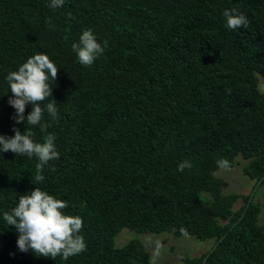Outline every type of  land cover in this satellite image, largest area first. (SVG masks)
<instances>
[{
    "label": "trees",
    "instance_id": "obj_1",
    "mask_svg": "<svg viewBox=\"0 0 264 264\" xmlns=\"http://www.w3.org/2000/svg\"><path fill=\"white\" fill-rule=\"evenodd\" d=\"M50 2L0 0V135L27 126L36 142L53 134L59 152L35 185L36 157L0 153V264H150L138 238L115 246L123 228L177 236L184 228L217 243L181 264L206 255L205 264H264L260 204L246 205L250 192L234 210L239 195L223 194L215 176L217 160L231 168L237 155L254 186L264 176V0ZM225 9L245 15L248 28L227 29ZM84 30L105 47L90 67L72 49ZM41 53L58 67L59 119L48 133L16 124L8 104L6 76ZM184 161L191 167L180 172ZM35 187L82 218L86 251L67 260L19 251L3 214Z\"/></svg>",
    "mask_w": 264,
    "mask_h": 264
},
{
    "label": "clouds",
    "instance_id": "obj_2",
    "mask_svg": "<svg viewBox=\"0 0 264 264\" xmlns=\"http://www.w3.org/2000/svg\"><path fill=\"white\" fill-rule=\"evenodd\" d=\"M65 0H51L50 7L58 8L64 5ZM225 27L235 31L248 28L249 21L243 14L234 10L225 9ZM79 63L90 67L101 56L105 47L97 41L96 35L91 30H84L77 43L72 45ZM58 67L46 54H36L27 59L16 71H11L6 76L11 97L8 104L15 109L13 117L16 124L24 123L38 127L42 133H48L53 121H58L59 111L57 102L53 99L52 82L56 81ZM51 100L41 107V104ZM32 105L31 112L25 116L26 105ZM49 119L45 120L44 114ZM14 136L0 135V153L11 151L16 156L36 157L35 184L44 181L42 174L45 166L50 161L59 159L56 150V137L48 133L43 137V142H36L29 127L22 133L19 128L13 127ZM220 169H229L230 163L226 159L217 160ZM191 164L184 161L178 165V171L183 172ZM68 207L66 201L56 199L46 191L35 187L30 194L19 196L17 205L11 212H5L3 219L8 226H13L18 233L17 247L20 252L31 251L38 257L55 260L58 256L64 260L86 251V242L79 234L83 227V220L79 216L64 214ZM183 236H188L186 229L181 228Z\"/></svg>",
    "mask_w": 264,
    "mask_h": 264
},
{
    "label": "rangeland",
    "instance_id": "obj_3",
    "mask_svg": "<svg viewBox=\"0 0 264 264\" xmlns=\"http://www.w3.org/2000/svg\"><path fill=\"white\" fill-rule=\"evenodd\" d=\"M258 88L264 93V77L257 75ZM248 160L241 155L234 159L233 166L229 169H219L215 176L223 179L226 185L222 188L223 194L236 193L239 195L233 209L238 210L244 203V196L249 194L255 181L249 179L243 172V167ZM253 202L259 203L261 211L258 223L264 225V184L257 188L253 195ZM226 221H222L225 223ZM132 238H138L150 255V264H181L183 256L198 257L213 246V238L201 240L193 235H174L172 232L139 233L128 228H123L115 237V246H121Z\"/></svg>",
    "mask_w": 264,
    "mask_h": 264
},
{
    "label": "water",
    "instance_id": "obj_4",
    "mask_svg": "<svg viewBox=\"0 0 264 264\" xmlns=\"http://www.w3.org/2000/svg\"><path fill=\"white\" fill-rule=\"evenodd\" d=\"M263 179H264V176H262L261 178H259V179L257 180L255 186L253 187V190L251 191V193H250V195H249V197H248V200H247V203H246L247 206H248V204L250 203V201H251V199H252V197H253V194H254L255 190L258 188V186L260 185V183H261V181H262ZM230 229H231V228H230ZM223 237H224V236H222V237L219 239V241H221ZM216 245H217V243H216L215 245H213V247L210 249L209 252H211V251L216 247ZM206 258H207V255L203 258V260H202V264H205Z\"/></svg>",
    "mask_w": 264,
    "mask_h": 264
}]
</instances>
